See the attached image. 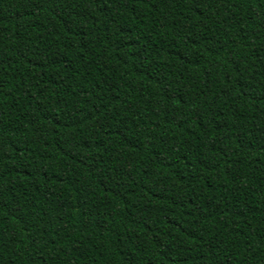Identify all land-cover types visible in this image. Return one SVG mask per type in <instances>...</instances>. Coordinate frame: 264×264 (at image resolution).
<instances>
[{"label": "trees", "instance_id": "16d2710c", "mask_svg": "<svg viewBox=\"0 0 264 264\" xmlns=\"http://www.w3.org/2000/svg\"><path fill=\"white\" fill-rule=\"evenodd\" d=\"M0 264H264V0H0Z\"/></svg>", "mask_w": 264, "mask_h": 264}]
</instances>
